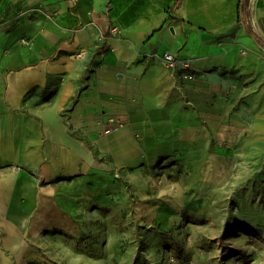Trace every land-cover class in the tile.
<instances>
[{"label": "crops", "instance_id": "0c3cea01", "mask_svg": "<svg viewBox=\"0 0 264 264\" xmlns=\"http://www.w3.org/2000/svg\"><path fill=\"white\" fill-rule=\"evenodd\" d=\"M263 56L264 0H0V264H28L60 191L101 197L203 136L183 117L199 83ZM110 117L127 124L102 135Z\"/></svg>", "mask_w": 264, "mask_h": 264}, {"label": "rangeland", "instance_id": "374dc122", "mask_svg": "<svg viewBox=\"0 0 264 264\" xmlns=\"http://www.w3.org/2000/svg\"><path fill=\"white\" fill-rule=\"evenodd\" d=\"M216 74L183 115L208 132L145 180L60 191L28 264H264V71Z\"/></svg>", "mask_w": 264, "mask_h": 264}, {"label": "built area", "instance_id": "2783aa9c", "mask_svg": "<svg viewBox=\"0 0 264 264\" xmlns=\"http://www.w3.org/2000/svg\"><path fill=\"white\" fill-rule=\"evenodd\" d=\"M89 15L91 16L92 13H89ZM95 21L90 22V25H95ZM109 34L112 36H116L121 34V28L118 25H115L114 23L110 24L109 27ZM85 57V53L84 52H80L77 55H74V58L76 59H83ZM162 60L164 65L168 68V69H175L177 68L179 65L181 66L182 70L186 71L185 74V78L188 80H194L195 79V75L192 73L193 69H192V63L190 61H179V59L177 58V56L175 54L172 53H164L162 56ZM126 121L118 119V118H114V117H110L107 119L106 123H105V127L102 131V135H110L116 131H119L121 129H123L126 126Z\"/></svg>", "mask_w": 264, "mask_h": 264}]
</instances>
